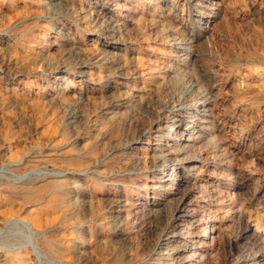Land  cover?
<instances>
[{
  "label": "rangeland",
  "instance_id": "obj_1",
  "mask_svg": "<svg viewBox=\"0 0 264 264\" xmlns=\"http://www.w3.org/2000/svg\"><path fill=\"white\" fill-rule=\"evenodd\" d=\"M191 1L0 0V264H264V0Z\"/></svg>",
  "mask_w": 264,
  "mask_h": 264
},
{
  "label": "bare ground",
  "instance_id": "obj_2",
  "mask_svg": "<svg viewBox=\"0 0 264 264\" xmlns=\"http://www.w3.org/2000/svg\"><path fill=\"white\" fill-rule=\"evenodd\" d=\"M191 1V0H190ZM192 2V1H191ZM183 4V3H182ZM195 4V3H194ZM203 4V3H202ZM206 4V3H205ZM61 5H64V4H61ZM117 5H118V3H117ZM120 5V4H119ZM206 5H208V4H206ZM206 5H205V7H206ZM216 5V4H215ZM183 6V5H182ZM181 6V7H182ZM185 6V5H184ZM187 7V6H186ZM182 10V9H181ZM184 11V10H183ZM188 11H190V10H188ZM204 12V11H203ZM215 12V11H214ZM222 13V12H221ZM191 15V14H190ZM221 15V14H220ZM204 17V16H203ZM216 17V16H215ZM220 18H221V16H220ZM135 26V25H134ZM71 44V43H70ZM74 44V43H73ZM72 44V45H73ZM74 46V45H73ZM75 48V47H74ZM105 54V53H104ZM104 54H103V56H104ZM106 55V54H105ZM102 56V57H103ZM101 57V58H102ZM105 59V58H104ZM111 59V58H110ZM193 59H194V57H193ZM116 60V59H115ZM111 61V60H110ZM141 61V60H140ZM104 62V61H103ZM104 63H106V62H104ZM193 63H194V61H193ZM118 64V63H117ZM54 65V64H53ZM110 65V64H109ZM82 66V65H81ZM119 66V65H118ZM127 66V65H126ZM88 67V66H87ZM115 67V66H114ZM113 67V69H116V68H118L117 66H116V68H114ZM123 67V66H122ZM125 69V68H124ZM118 70V69H117ZM121 70V69H120ZM122 71V70H121ZM197 71V70H196ZM120 72V71H119ZM118 72V73H119ZM86 73V72H85ZM88 73V72H87ZM199 73V72H198ZM121 75V74H120ZM202 75V74H201ZM85 76V75H84ZM208 76V75H207ZM211 78V77H210ZM215 79V78H214ZM205 80V79H204ZM113 87V86H112ZM188 91V90H187ZM206 91H207V89H206ZM76 92V91H75ZM74 94V93H73ZM188 94V93H187ZM72 95V94H71ZM70 95V96H71ZM69 96V95H68ZM199 100H201V99H199ZM219 100V99H218ZM198 101V100H197ZM190 102V101H189ZM222 102V101H221ZM182 103V102H181ZM190 103H192V102H190ZM187 104V103H186ZM179 107V106H178ZM208 108V107H207ZM177 109V108H176ZM185 109V108H184ZM189 109V108H188ZM203 109V108H202ZM197 110V109H196ZM172 111V110H171ZM174 111V110H173ZM186 111V110H185ZM209 111V110H208ZM177 113H179V112H177ZM195 115V114H194ZM199 115V114H198ZM202 115H203V113H202ZM73 116V115H72ZM184 116V115H183ZM189 117V116H188ZM192 117H193V115H192ZM75 118V117H74ZM180 119V118H179ZM202 120H204V119H202ZM197 121V120H196ZM181 123V122H180ZM199 123V122H198ZM209 123V122H208ZM184 124V123H183ZM187 124H190V123H187ZM187 124H185V125H187ZM176 125V124H175ZM175 125H174V127H175ZM188 126V125H187ZM194 126V125H193ZM185 127V126H184ZM199 128V127H198ZM201 129V128H200ZM199 129V130H200ZM206 129V128H205ZM194 132V131H193ZM192 132V133H193ZM181 133V132H180ZM201 134V133H200ZM194 135V134H193ZM184 136V135H183ZM192 136V135H191ZM195 136V135H194ZM215 136V135H214ZM181 138V137H180ZM224 138V137H223ZM228 138V137H227ZM186 139V138H185ZM190 139V138H189ZM191 140V139H190ZM201 140V139H200ZM210 140V139H209ZM220 140V139H219ZM194 141V140H193ZM229 141V140H228ZM134 142V141H133ZM198 142H200V141H198ZM213 142H215V141H213ZM223 142V141H222ZM131 143V142H130ZM184 143V142H183ZM229 143V142H228ZM258 144V143H257ZM262 144V143H261ZM168 145V144H167ZM172 145V144H171ZM188 145V144H187ZM166 145H164V147H165ZM212 146V145H211ZM185 147V146H184ZM136 148V147H135ZM162 148V147H161ZM173 148V147H172ZM177 148V147H176ZM181 148V147H180ZM194 148V147H193ZM208 148H209V146H208ZM214 148V147H213ZM160 149V148H159ZM158 149V150H159ZM167 149V148H166ZM174 149V148H173ZM182 149H184V148H182ZM191 149V148H190ZM130 150V149H129ZM137 150V149H136ZM177 150V149H176ZM181 150V149H180ZM207 150V149H206ZM86 151V150H85ZM162 151V150H161ZM184 151V150H183ZM195 151H197V150H195ZM130 152V151H129ZM180 152V151H179ZM178 152V153H179ZM208 152V151H207ZM211 152V151H210ZM216 152V151H215ZM239 152V151H238ZM157 153H159V152H157ZM164 153V152H163ZM191 153V152H190ZM190 153H188L189 154V156H190ZM165 154V153H164ZM174 154H176L175 152H174ZM211 154V153H210ZM215 154V153H214ZM217 154V153H216ZM136 155V154H135ZM176 156H177V154H176ZM178 156H179V154H178ZM200 156H201V154H200ZM160 157V156H159ZM166 157H168V154H167V156ZM192 157V156H191ZM196 157V156H195ZM246 157V156H245ZM155 158V157H154ZM169 158V157H168ZM220 158H222V157H220ZM89 159V158H88ZM173 159V158H172ZM179 159V158H178ZM181 159V158H180ZM192 159H194L193 157H192ZM155 160H158V159H155ZM165 160V159H164ZM185 160H187V158L185 159ZM203 160V159H202ZM224 161V160H223ZM170 162V161H169ZM175 162V161H174ZM194 162V161H193ZM159 163V162H158ZM157 163V164H158ZM161 163V162H160ZM164 164H165V162H163ZM173 163V162H172ZM225 163V162H224ZM182 164V163H181ZM190 164V163H189ZM208 164V163H207ZM156 165V164H155ZM167 165V164H166ZM165 165V166H166ZM174 165V164H173ZM260 165H262V164H260ZM170 166V165H169ZM187 166V165H186ZM219 166V165H218ZM228 166V165H227ZM156 167V166H155ZM154 167V168H155ZM199 167V166H198ZM198 167H196V168H198ZM214 167V166H213ZM239 167V166H238ZM183 168V167H182ZM166 169V168H165ZM205 169H206V167H205ZM226 170V169H225ZM228 170V169H227ZM193 171V170H192ZM199 171V170H198ZM202 171V169L200 170V172ZM236 171V170H235ZM171 172V171H170ZM177 173V172H176ZM224 173H226V172H224ZM170 174V173H169ZM175 174V173H174ZM195 174H197V173H195ZM199 174V173H198ZM161 176V175H160ZM159 176V177H160ZM158 177V178H159ZM182 177H184V176H182ZM176 178V177H175ZM174 178V179H175ZM160 179V178H159ZM170 179V178H169ZM189 179V178H188ZM172 181V180H171ZM196 181V180H195ZM173 182V181H172ZM208 182V181H207ZM174 183V182H173ZM176 183V182H175ZM200 183V182H199ZM178 184H180V183H178ZM193 184H195V183H193ZM209 184H211V183H209ZM264 184V183H263ZM192 185V184H191ZM216 185V184H215ZM168 186V185H167ZM185 186V185H184ZM187 186H188V184H187ZM190 186V185H189ZM206 186H208V185H206ZM225 186V185H224ZM236 186V185H235ZM239 186V185H238ZM164 187V186H163ZM169 187V186H168ZM167 187V188H168ZM175 187V186H174ZM211 187V186H210ZM173 188V187H172ZM193 188V187H192ZM195 188V187H194ZM224 188V187H223ZM9 189V188H8ZM171 189V188H170ZM188 189V188H187ZM210 189V188H209ZM231 189V188H230ZM177 190V189H176ZM190 190V189H189ZM188 190V191H189ZM206 190V189H205ZM191 191V190H190ZM160 192V191H159ZM182 192V191H181ZM184 192V191H183ZM187 192V191H186ZM197 192V191H196ZM201 192V191H200ZM163 193V192H162ZM185 193V192H184ZM177 194V193H176ZM230 194V193H229ZM262 194V193H261ZM184 195V194H183ZM188 195V194H187ZM205 195V194H204ZM114 196V195H113ZM116 196V195H115ZM192 196H193V194H192ZM183 197H185V196H183ZM215 197V196H214ZM106 198V197H105ZM180 198V197H179ZM211 198V197H210ZM6 199V198H5ZM120 199V198H119ZM191 199H192V197H191ZM232 199V198H231ZM8 200V199H7ZM177 200V199H176ZM180 200V199H179ZM234 200V199H233ZM174 202V201H173ZM191 202V201H190ZM194 202V201H193ZM166 203V202H165ZM169 203V202H168ZM168 203H166V204H168ZM171 203V202H170ZM178 204V203H177ZM176 204V205H177ZM207 204V203H206ZM13 205V204H12ZM16 205V204H15ZM52 205V204H51ZM50 205V206H51ZM186 205V204H185ZM57 206V205H56ZM157 206V205H156ZM202 206V205H201ZM14 207V206H13ZM177 207V206H176ZM199 207V206H198ZM15 208V207H14ZM54 208V207H53ZM13 210H15V209H13ZM163 210V209H162ZM167 210V209H166ZM188 210V209H187ZM187 210H185L186 212H187ZM168 211V210H167ZM161 212V211H160ZM196 212V211H195ZM42 213V212H41ZM192 213V212H191ZM186 214V213H185ZM13 215V214H12ZM168 215H170V214H168ZM180 215V214H179ZM189 216V215H188ZM39 217V216H38ZM176 217H178V216H176ZM126 218V217H125ZM179 218V217H178ZM1 219V218H0ZM39 219V218H38ZM174 219V218H173ZM177 219V218H176ZM33 220H35V219H33ZM192 220V219H191ZM41 221V220H40ZM39 221V222H40ZM128 221V220H127ZM175 221V220H174ZM207 221V220H206ZM36 222V221H35ZM183 222V221H182ZM184 223H185V221H184ZM187 223V222H186ZM190 223V222H189ZM208 223V222H207ZM206 224V223H205ZM216 224V223H215ZM176 225V224H175ZM188 225V224H187ZM204 225V224H203ZM208 225V224H207ZM6 226H10V227H13V226H25V227H27V228H29V229H31L32 231H33V229L34 230H37V227H36V225L35 224H33V223H31V222H28V221H26V220H24V219H15V220H8V221H6ZM167 226V225H166ZM189 226V225H188ZM218 226V225H217ZM179 227V226H178ZM211 227V226H210ZM120 228V227H119ZM164 228V227H163ZM167 228V227H166ZM174 228H176V227H174ZM183 228H185L184 227V225L182 226V229ZM208 228V227H207ZM156 229V228H155ZM154 229V230H155ZM158 229V228H157ZM170 229V228H169ZM213 229H215V228H213ZM121 230H122V228H121ZM179 230V229H178ZM118 231V230H117ZM126 231V230H125ZM124 231V232H125ZM166 231V230H165ZM173 231V230H172ZM194 231V230H193ZM158 232V231H157ZM160 232V231H159ZM159 232H158V234H159ZM177 232V231H176ZM179 234H180V232H178ZM186 233V232H185ZM2 234V233H1ZM177 234V233H176ZM175 234V235H176ZM208 234V233H207ZM168 235V234H167ZM193 235V234H192ZM243 235V234H242ZM117 236V235H116ZM128 236H130V235H128ZM127 236V237H128ZM170 236V235H169ZM208 236V235H207ZM202 237V236H201ZM215 237V236H214ZM242 237V236H241ZM243 237H244V235H243ZM119 238H121V237H119ZM130 238V237H129ZM174 238V237H173ZM172 238V239H173ZM240 238V237H239ZM30 239H31V237H30ZM122 239V238H121ZM131 239V238H130ZM130 239H127V240H130ZM126 240V241H127ZM178 240V239H177ZM179 241V240H178ZM188 241V240H187ZM191 241V240H190ZM215 241V240H214ZM239 241V240H238ZM160 242V241H159ZM172 242V241H171ZM194 242H195V240H194ZM201 242V241H200ZM199 242V243H200ZM174 244V243H173ZM187 244H189V243H187ZM260 244V243H259ZM182 245V244H181ZM166 246V245H165ZM173 246H175V245H173ZM179 246V245H178ZM260 246V245H259ZM182 247V246H181ZM186 247V246H185ZM249 247V246H248ZM262 247H264V246H262ZM188 248V247H187ZM191 248V247H190ZM189 248V249H190ZM197 248V247H196ZM258 248V247H257ZM170 249V248H169ZM168 249V250H169ZM174 249V248H173ZM202 249V248H201ZM172 250V249H171ZM262 250V249H261ZM182 251V250H181ZM197 251V250H196ZM176 252V251H175ZM192 252V251H191ZM21 253V252H20ZM167 253V252H166ZM262 253V252H261ZM163 254H164V252H163ZM185 254V253H184ZM183 254V255H184ZM196 254H197V252H196ZM22 255V254H21ZM26 255L28 256V258L30 259V257H34L37 261H38V258H41L42 256H43V254L40 252V250L36 247V246H34V247H32V249H30V250H26ZM161 255V254H160ZM186 255V254H185ZM263 255V254H262ZM189 256V255H188ZM201 256V255H200ZM4 257V256H3ZM7 257V256H6ZM10 257V256H9ZM23 257V256H22ZM128 258V257H127ZM197 258V257H196ZM11 259V258H10ZM17 259V258H16ZM29 259H28V261H29ZM33 259V258H32ZM34 259V260H35ZM172 259V258H171ZM184 259V258H183ZM190 259V258H189ZM205 259V258H204ZM256 259V258H255ZM9 260V259H8ZM13 260V259H12ZM21 260H23L22 258H21ZM118 260V259H117ZM182 260V259H181ZM170 261V260H169ZM13 262V261H12ZM34 262V261H33ZM6 263V262H5ZM29 263V262H28ZM31 263V262H30ZM182 263V262H181ZM22 264H24V263H22Z\"/></svg>",
  "mask_w": 264,
  "mask_h": 264
}]
</instances>
